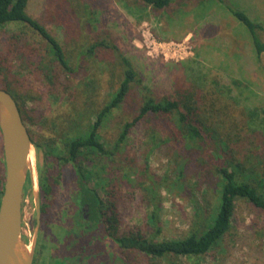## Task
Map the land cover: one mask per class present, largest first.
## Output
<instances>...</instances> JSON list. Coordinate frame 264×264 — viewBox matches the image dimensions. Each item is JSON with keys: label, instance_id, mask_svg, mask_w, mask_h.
Wrapping results in <instances>:
<instances>
[{"label": "rangeland", "instance_id": "obj_1", "mask_svg": "<svg viewBox=\"0 0 264 264\" xmlns=\"http://www.w3.org/2000/svg\"><path fill=\"white\" fill-rule=\"evenodd\" d=\"M227 1L237 2L264 24V0ZM199 4L200 0H179L175 11H148L139 18L117 0H31L29 13L47 26L72 56L73 65L79 66L75 75L63 76L54 87L48 85L39 67L40 61L50 58L49 43L25 23H9L0 30V64L10 66L22 80V87L33 96L27 105L33 123L29 121L28 125L41 145L37 150L34 144L33 151L37 187L31 177L24 206V231L29 240L22 237L28 245L35 241L36 246V202L37 192L40 200L44 196L42 177L49 188L44 202L51 207L46 218L54 221L59 217V203L62 208L64 194L75 180L73 166L61 161L59 150L63 146L62 132L68 125L65 120L74 114L77 86L89 82L97 88L96 111L111 99L122 80L112 56L100 52L95 58H78L79 48L86 42L105 37L115 41L159 99L176 97L194 84L201 86L203 92L219 98L218 105L229 104L226 111L240 129L239 141H232L228 153L223 152L225 156L219 160L221 151L214 141L201 149L189 148L185 141L159 145L161 137L170 131L165 120L157 122L148 117L137 123L115 159L106 158L104 186L99 187L108 201L119 203L124 232L138 227L148 234L155 232L149 218L154 209L149 202L152 177L159 184L161 201L159 240L186 236L193 226L195 210L200 206L212 208L217 203L216 167L220 163L230 164L228 159L233 157L235 164L255 168L264 179V53L256 54L249 33L227 9L217 7L200 17ZM261 34L264 40V30ZM142 101L143 93L136 86L110 115L100 129L107 147H114L124 123L139 114ZM1 137L0 129V149ZM51 148L58 150L50 155ZM89 184L95 186V181ZM58 225L50 228L57 232ZM107 239L105 247L115 251L117 242ZM124 256L131 264H157L139 251L124 250ZM175 259L178 264H264V209L239 198L233 228L217 249L201 258Z\"/></svg>", "mask_w": 264, "mask_h": 264}, {"label": "trees", "instance_id": "obj_2", "mask_svg": "<svg viewBox=\"0 0 264 264\" xmlns=\"http://www.w3.org/2000/svg\"><path fill=\"white\" fill-rule=\"evenodd\" d=\"M30 1L0 0V30L9 23H25L49 43L50 58L40 61L39 67L48 85L54 87L58 80L59 82L62 80L63 76L70 78L75 75L79 66L73 65L72 56L68 54L63 44L47 26L29 13ZM117 1L121 2L130 13L143 18L148 15V11H175L174 5L179 0ZM198 6L202 13L200 17H205L217 7L227 9L239 21L240 26L249 33L250 43L256 54L260 56L264 53V40L261 34L264 24L254 20L237 2L200 0ZM100 52L115 59L122 75L120 86L113 93L111 99L96 111H94V107L98 95L97 88L89 82H82L77 86L72 103L74 114L65 120V124L68 125L62 132L63 146L59 150L61 161L66 165L71 164L74 168L72 172L75 180L69 184L67 192L71 193L74 200L88 204L93 217L99 220L105 217L102 209L106 204L102 205L103 198L99 195V187L103 188L104 186L105 179L102 172L105 173L108 169L106 158L115 159V155L128 139L132 128L141 120L148 117L157 122L165 120L164 125L168 126L170 131L167 132L166 137H161L159 145L185 141L187 147L201 149L208 142L214 141L219 145L221 151L217 157L219 160L225 156L223 152L228 153L230 143L234 140L239 141L241 138L240 129L235 126L236 120L226 111L229 104L218 105L219 98H215L213 93L203 92L201 86L199 88L194 84L191 88L179 91L176 97L159 99L155 96L154 91L144 84L142 76L131 59L111 38L105 37L82 44L79 48L78 58H82V56H86L88 59L95 58ZM0 77V88L10 91L15 96L24 120L27 123L29 121L33 123V117L27 109L28 102L33 96L22 87L23 83L19 75L12 73L10 66L1 63ZM136 86L143 93L139 114L132 121L124 123L114 147H107L100 129L115 109L123 105ZM203 99L210 100V103L203 102ZM33 142L37 150H40L41 145L34 137ZM57 150L51 148L48 153L51 155ZM228 160L230 164L222 162L216 167L219 174L217 203L212 208L200 206L195 210L193 226L186 236L158 239L162 231L159 215L161 201L158 200L159 184L153 177L150 180L152 182L150 189L153 192L149 202L154 206V209L149 218L156 227L155 232L148 234L138 227L120 234L118 223L122 221V217L115 201L114 207L111 204L107 206L112 214L106 215L104 218L108 224L109 235L124 250L144 253L154 258L157 264H162L161 262L178 264L175 258L193 259L211 254L231 232L239 198L247 199L255 206L264 209V179L256 174L255 168L246 169L241 162L235 164L233 157ZM181 169L183 172V165H181ZM5 180V166H3V169H0V204ZM92 180L95 181L93 187L89 184ZM41 186L45 198L49 188L43 177ZM109 202L111 203V201ZM123 264L131 263L124 257Z\"/></svg>", "mask_w": 264, "mask_h": 264}, {"label": "flooded vegetation", "instance_id": "obj_3", "mask_svg": "<svg viewBox=\"0 0 264 264\" xmlns=\"http://www.w3.org/2000/svg\"><path fill=\"white\" fill-rule=\"evenodd\" d=\"M1 140L3 145L0 149V163L5 166L6 175L3 134ZM29 182H31V174L28 177L23 203L22 235L27 240L29 239L24 231V206ZM99 195L103 198L102 205L106 204L102 209L103 215L106 217V215L112 214V211L107 206L111 204L114 207L115 202L111 201L110 203L101 192H99ZM44 200L45 198L42 196L40 213L36 209L35 224L36 226L39 225V230L37 232L33 264H54L57 261L72 262L73 264L124 263V249L118 243L115 251H108L105 247L107 237L112 238L108 233V224L104 221L105 217L100 220L95 219L88 204H82L74 200L71 193L67 192L64 194L62 208L59 203L58 209H56L59 216L58 220H48L46 214L51 207L47 208ZM117 206L119 209V203H117ZM56 223L59 224L57 232L50 228V225H55ZM118 231L120 234L124 233L121 228V222L118 223Z\"/></svg>", "mask_w": 264, "mask_h": 264}, {"label": "water", "instance_id": "obj_4", "mask_svg": "<svg viewBox=\"0 0 264 264\" xmlns=\"http://www.w3.org/2000/svg\"><path fill=\"white\" fill-rule=\"evenodd\" d=\"M0 129L4 138L6 180L0 204V264H33L35 241L24 242L23 203L28 177L36 185L34 142L15 96L0 88ZM37 209L41 200L37 192Z\"/></svg>", "mask_w": 264, "mask_h": 264}, {"label": "bare ground", "instance_id": "obj_5", "mask_svg": "<svg viewBox=\"0 0 264 264\" xmlns=\"http://www.w3.org/2000/svg\"><path fill=\"white\" fill-rule=\"evenodd\" d=\"M34 155V154H33ZM34 159V158H33Z\"/></svg>", "mask_w": 264, "mask_h": 264}]
</instances>
